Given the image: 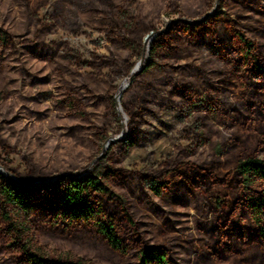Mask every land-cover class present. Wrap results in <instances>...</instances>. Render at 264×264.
Instances as JSON below:
<instances>
[{
  "label": "rangeland",
  "instance_id": "obj_1",
  "mask_svg": "<svg viewBox=\"0 0 264 264\" xmlns=\"http://www.w3.org/2000/svg\"><path fill=\"white\" fill-rule=\"evenodd\" d=\"M219 5L220 0H0V28L10 43L0 49V168L18 183L40 184L85 169L87 174L104 160L115 173L105 184L127 206L139 231L134 240L142 247L166 251L170 264H237L234 257L219 260L209 253L213 240L201 228L209 230L214 213L206 200L171 193L157 199L149 190L150 180L175 163L233 164V157L254 154L264 160L257 138L264 120L250 107L262 99L255 92L261 80L253 84L218 38L194 43L175 28L202 24ZM226 12L264 48V33L254 31L262 20L257 13L235 0H228ZM161 35L168 37L151 56ZM141 60L144 74L118 101ZM243 119L252 122L243 125ZM98 171L106 172L104 166ZM180 196L185 204L175 201ZM106 209L118 216L116 206ZM127 229L122 236L131 245L135 237ZM36 233L29 230L28 241L47 257L140 264L138 246L131 245L128 256L116 255L88 228L37 226ZM0 264H15L1 242Z\"/></svg>",
  "mask_w": 264,
  "mask_h": 264
},
{
  "label": "trees",
  "instance_id": "obj_2",
  "mask_svg": "<svg viewBox=\"0 0 264 264\" xmlns=\"http://www.w3.org/2000/svg\"><path fill=\"white\" fill-rule=\"evenodd\" d=\"M227 2L220 0L218 9L202 24H181L175 28L194 43L209 44L218 38L221 43H217L224 51L238 56L252 83L256 79L261 80L255 83V92L262 99L257 104L251 103L250 107L256 109L264 120L263 44L249 38L237 26L226 12ZM235 2L242 9L254 11L261 17L259 24L254 25V31L264 33V0ZM167 37L159 36L151 48V56L156 54L157 45ZM9 44L8 35L0 28V49L7 48ZM146 66H150L149 63ZM144 72L135 75L132 85ZM115 106L112 103L114 109ZM234 120L238 121L237 118ZM249 120L243 119V125L252 122ZM257 138L259 147L264 148V128ZM237 157L231 159L233 164L219 160L205 165L191 162L172 164L159 178L150 180L149 190L157 199L171 193L184 194L188 198L196 195L206 200L214 213V221L209 230L202 227L206 224L200 228L212 237L213 246L209 253L219 260L234 257L237 264H264V160L256 154ZM105 165L104 160H100L87 174L85 169L62 176L55 182L40 184L16 183L0 173L2 252L11 255L15 264H92L81 258L47 257L33 250L27 234L29 230L37 234V226L65 231L88 228L116 255L128 256L132 245L138 246L136 252L140 264H170L166 251L144 248L134 240L139 233L137 225L127 206L105 184L115 174ZM222 165H225L226 172L220 171ZM101 166H104L105 173H99ZM177 198V203H186V197ZM109 205L117 207L118 216L109 214L106 209ZM127 228L135 237L131 238V245L122 236Z\"/></svg>",
  "mask_w": 264,
  "mask_h": 264
},
{
  "label": "water",
  "instance_id": "obj_3",
  "mask_svg": "<svg viewBox=\"0 0 264 264\" xmlns=\"http://www.w3.org/2000/svg\"><path fill=\"white\" fill-rule=\"evenodd\" d=\"M148 39H149V37H146V38H145V41H147ZM142 64H143V60H141V61L137 64V66H136V68H138L139 71L134 72V70H135L136 68L132 71V73H131V77H130L129 81H128V82L126 83V85L124 86L123 91L117 96V100H118V101H119V99H121L123 92L128 88L129 84L132 82V80H133V78L135 77V75H137V73H139V72L141 71V69H142ZM117 108H119V104H118V103H117ZM122 136H123V134H122L120 137H116V138H113V139L108 140V142H107L106 145H105L104 150H107L111 143H116V142L122 140ZM103 156H104V154L102 153V155H101L98 159H96V160L94 161L93 164H95V163H96L101 157H103ZM0 173H1L3 176L7 177L9 180L13 181V182H16V181H17V180H15L14 178L9 177L8 173H7L4 169H1V168H0ZM62 176H67V175H62ZM62 176H60V177H62ZM60 177H58V178H60ZM16 183H18V182H16Z\"/></svg>",
  "mask_w": 264,
  "mask_h": 264
},
{
  "label": "bare ground",
  "instance_id": "obj_4",
  "mask_svg": "<svg viewBox=\"0 0 264 264\" xmlns=\"http://www.w3.org/2000/svg\"><path fill=\"white\" fill-rule=\"evenodd\" d=\"M137 71H139L138 68H136V69L134 70V72H137ZM125 85H126V83L123 84V86H122V88H121V91H123V88H124Z\"/></svg>",
  "mask_w": 264,
  "mask_h": 264
}]
</instances>
